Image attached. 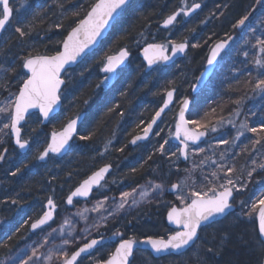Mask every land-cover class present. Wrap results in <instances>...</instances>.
<instances>
[{
	"label": "trees",
	"instance_id": "1",
	"mask_svg": "<svg viewBox=\"0 0 264 264\" xmlns=\"http://www.w3.org/2000/svg\"><path fill=\"white\" fill-rule=\"evenodd\" d=\"M194 2L203 6L199 16L189 23L179 22L180 28L177 26L166 32L161 29L163 19L183 7L182 0H132L101 49L66 76V87L63 92L66 99L61 116L53 120L48 128L43 127L41 118L34 116L23 128V139L33 143L28 155L22 156L15 148L9 129L2 134L4 123H9L8 115L7 120L0 118V154L4 156V159L0 160V261L34 239L29 236L31 224L44 214L49 198L56 201L60 208H65L68 195L105 164H111L114 168L113 177H117L118 183L124 184L122 188L117 189L112 181L113 177L111 178L109 189L117 193L126 188L132 190L145 186L154 181L157 174L165 177L171 173L173 165L177 163L176 156L179 154L177 151L175 156L172 155L176 151L175 147H171L170 152L165 150V153L161 154L158 151L161 137H157V142L155 138L144 153H139L134 152L130 147V140L141 134L142 129L151 122L168 90L175 89L178 98H193L191 91L197 77L204 70L211 41L232 36L236 33L233 25L239 19L245 15L254 19L262 10L264 11V0L260 2L258 0H187L189 6ZM94 3L96 0H12L14 18L10 23L11 26L9 25L10 29L7 28L0 42V102L9 97L15 98L18 93L22 83L21 77L25 74L24 69L21 68L23 58L29 55H51L56 50H61V41L67 36L68 31L75 27L78 19L83 18ZM74 12H79V16H74ZM202 17H205L203 23L200 21ZM260 22L261 30L264 31V12L260 16ZM58 24L62 27L57 28ZM16 27L29 30L30 35L19 37L15 32ZM249 30L251 29L246 28L245 31ZM245 31L240 37L241 41L228 55L226 64L213 80V85L193 99L195 102L189 115L190 121L198 119L199 105L201 118L209 125H219L218 121L233 117L237 109L242 112L240 115L242 119H244L242 115L246 113L245 117L249 118L251 127H259L264 123V101L244 98L243 102L237 105L235 101L241 98H229L255 94L251 90V84L247 82L251 80L254 83L259 71L253 64V56L255 57L256 54L242 48ZM197 32L199 34L195 35ZM170 36L171 38H166ZM164 39L169 44L191 42L190 53L177 65L160 68L147 75L139 53L147 45L163 44ZM103 49H106L104 54L100 55V59L95 60ZM121 49H128L132 59L129 66L119 75L116 84L109 88L102 74V68L107 57L119 53ZM245 52L248 53L247 57L244 55ZM5 69L15 71H4ZM110 108L113 111L109 112ZM83 114L86 115V120L80 128L70 155L64 161L51 158L46 165H40L36 156L47 146L52 133L59 132L70 120ZM176 118L177 111H173L167 119L171 132L164 135L163 141L167 140L168 144L175 128ZM89 134L91 138L88 140L79 138L81 135ZM39 137H43V145L41 148H34V145H38L36 138L38 140ZM261 137H264V133L259 134L258 138ZM261 141H264V138ZM243 144L244 148L242 146L239 150H235L225 168L219 167L224 171L218 170L215 166L205 167L209 152L201 148L205 152L200 158L198 157V162L191 160L194 162L195 176L189 181L190 190L185 198H191L190 194L193 191L208 195H211L210 189L213 187L219 191V185L226 183L227 168L234 165L233 167L237 169L247 158L251 141H244ZM121 148H123L122 152L119 151ZM190 163L185 165L179 161L177 175L172 176L168 184L178 183L183 176L180 173L184 169L192 171ZM14 172L16 175L12 174ZM188 177L184 175L182 178ZM79 207L80 204H75L71 211ZM108 208L110 206L105 205L98 214L107 216ZM153 213L147 215L146 210L143 214V223L146 224L148 219L151 225L144 229L143 234L141 230H137L136 238L147 236L156 238L170 233L171 230L161 227L165 224V212L159 210ZM252 217L254 220L243 214L238 217L237 222L240 223L237 225L227 223L221 228L210 230L215 231L211 239H205L203 235L183 262L182 259H171V264H204V261H208V264H260L262 246L259 244L255 215ZM241 219L248 222H241ZM139 222L142 223L137 213H132L128 217L113 216L103 224L104 227L90 237L110 239L117 231L130 236L127 231L128 226ZM57 225L58 223L55 226ZM152 226L160 228V231L154 233L151 231ZM225 231L230 233V239L223 254L217 257L207 256L205 248L215 244ZM83 243L85 242L73 246L70 254ZM115 248L116 246L112 244L106 247L98 256V262L99 259H108ZM92 261L82 260L80 264H91ZM149 261L158 264L150 257Z\"/></svg>",
	"mask_w": 264,
	"mask_h": 264
},
{
	"label": "snow or ice",
	"instance_id": "2",
	"mask_svg": "<svg viewBox=\"0 0 264 264\" xmlns=\"http://www.w3.org/2000/svg\"><path fill=\"white\" fill-rule=\"evenodd\" d=\"M260 2V0H258ZM130 4V0H96L83 18L78 19L75 27H72L68 31L67 36L61 41L62 50H56L54 54L51 55H29L22 60L21 68L27 70V73L21 77L22 83L18 89V93L15 95V100L9 104L8 107H0V113H6L9 118V123H5L3 127L5 129H10L15 136V142L21 149H25L29 146V142L26 139H22L21 136V121L25 120L26 114L29 113L30 109H39L40 114L47 119L49 113L53 111L54 106L58 104L60 100V90L61 86L65 83L61 79V73L66 72V65H71L76 62L77 58L80 57L90 45L97 42V38L101 37L102 33L111 26V22H114L122 13L123 10L127 8ZM183 7L179 10L172 12L163 19V27L169 28L178 22V17L181 15L189 16L192 12L196 11L201 7L199 3H192L190 6L187 4V0H182ZM63 7V5H60ZM14 14V8L10 4V0H0V31L6 29V26L10 24L11 19ZM74 16H79V12H74ZM249 16L245 15L239 19L236 24L233 25L234 28L243 27L248 21ZM57 28L62 27V25H56ZM254 31V30H253ZM15 32L19 34V37L23 38L30 35V31L23 27H16ZM233 39L229 36L227 40L221 41L215 45L211 50V55L207 59V65L209 66L206 71L211 70V66H214L215 61L221 52L228 46L229 41ZM171 52L175 56L178 53H184L188 47L187 41L183 42H170ZM192 47H197V45H192ZM254 48L258 49L259 56L253 58V64L260 69L255 82L248 81L251 84V90L257 95L264 96V38L256 37V43L253 45ZM149 50H154L155 55L149 56L147 53ZM168 48L164 44H150L148 48L145 49V58L148 61L149 67L157 63L158 61L167 62L171 59L170 56L166 55ZM130 55L127 49H121L117 55L108 56L106 63L104 64L102 71L108 74L115 73L116 70L124 63V61ZM245 57L248 53H244ZM4 71H15L14 69H5ZM204 75L203 73L201 74ZM109 79L108 76L105 80ZM99 87V85H97ZM175 89L168 90L166 92V99L163 105L155 112L152 117L151 122H149L143 129V135H136L130 141L131 144L135 145L137 141L147 139L149 134L153 131V125L156 124L157 119L161 117V114L172 102L173 94ZM243 97L235 101L237 105L243 102ZM87 103V101H85ZM190 101L185 98L182 102V106L179 113V122L176 125V138L180 139L181 133H183V139L181 144L183 147L178 148L180 155L184 156L185 159L188 157V141L195 144L200 140L201 137L205 136L208 131L216 132L217 125H209L202 122L201 120H186L185 111L189 107ZM109 112L113 109H109ZM121 115H123L121 113ZM236 115H239L238 109L236 110ZM80 119L77 116L76 119H72L64 127V129L59 132H53L51 142L39 152L36 156L37 160H45L49 157L50 153L59 154L66 149L69 141L72 139L73 133L76 130L77 121ZM218 124L225 123L223 119L217 122ZM231 124L232 121H227ZM188 124H192L195 127L190 129L187 127ZM233 126H235L233 124ZM204 129L200 131L198 129ZM251 132L254 134L264 133V123L260 124L259 127H250L248 123L242 122L240 124V130L235 139H239L244 135V132ZM159 133H157L158 135ZM81 140H88L91 138L89 135H81L79 137ZM261 138L255 140L256 144L261 143ZM221 144H228L230 141L221 139L219 141ZM168 143L167 140L160 144L158 151L161 154L165 153V145ZM6 151V150H5ZM105 151H107V146H105ZM123 151V148L119 149ZM203 152L204 149H199ZM103 153H101L102 155ZM176 155V153H172ZM223 158V154H221ZM151 157H149L150 159ZM3 154H0V160H3ZM255 164V161H253ZM223 167V166H221ZM259 168L264 169V164H259ZM111 164H105L103 167L99 168L97 171L93 172L88 179L84 180L78 187L72 191L66 200L69 205L73 204L74 197H85L87 198L94 186L100 187L101 181L104 180L105 174L109 172ZM19 171V169L17 170ZM135 171V169H133ZM234 168H227L225 175L228 177L227 182L220 184L218 191L215 187L210 189L211 195L208 193H201L198 191L191 192V203L184 207L172 206L167 212V219L170 223L176 224L181 230L174 231L167 237H156L147 236L143 240H137L136 238L121 239L115 251L112 252L108 259L98 262V264H130L129 257L132 256L133 250L137 244H146L152 251L156 253H164L171 251H179L185 249L192 245L196 240L199 239V231L202 226H207L211 223H215L218 217H224L229 214L233 205L231 203L234 190L240 191L241 188L246 187V185H241L240 188L236 187V182L231 179V174L234 173ZM256 168H253L248 172V176L251 177ZM16 175V173H12ZM215 175V173H213ZM162 185L156 184L153 186V191L160 189ZM172 189H177L179 186L177 184L171 185ZM136 189L132 191L121 192L119 201L115 203L113 212H109V215H114L115 212L123 210L126 205H129V200L131 198V203L134 205L137 201L134 198ZM141 197L148 196V192L141 191ZM109 198L105 197L103 201L97 202L96 206L92 211L99 212L104 209L105 204ZM181 202H184V197H178ZM15 203V201H13ZM243 203V202H242ZM49 211L45 212L43 216L37 219L31 224L33 230L41 228L43 225L47 224L53 218V212L55 211L56 205L54 201L48 199ZM106 210V209H105ZM88 209H84L83 212L78 213L83 217L84 212ZM254 214L258 216L259 220V244L262 246L261 261L260 264H264V194H262L255 202L251 204V209L245 215L252 217ZM101 219L106 220L107 217H101ZM65 224H69L70 221L65 220ZM99 227L98 224L94 225ZM53 231H56L53 229ZM63 231V228H61ZM51 235V234H49ZM71 235V233H69ZM123 234L119 231L114 232L113 236L118 237ZM84 239L87 240V237ZM230 239V233L225 231L221 234L219 240L212 246L205 248V254L210 257H217L223 254L225 247ZM103 240L101 239H91L83 243L75 251L69 254L67 251L57 254L58 264H77L78 258L82 254L88 253L91 249L100 244ZM47 243V239L41 243L38 247H33L31 249V255L27 256L26 259L16 257L11 260V264H39L40 256L39 249L44 247ZM65 245L69 244L70 241L65 239L63 241ZM49 262L53 259V253L51 250L49 254L45 257ZM0 264H5V261H0ZM204 264H208V261H204Z\"/></svg>",
	"mask_w": 264,
	"mask_h": 264
},
{
	"label": "rangeland",
	"instance_id": "3",
	"mask_svg": "<svg viewBox=\"0 0 264 264\" xmlns=\"http://www.w3.org/2000/svg\"><path fill=\"white\" fill-rule=\"evenodd\" d=\"M262 12H264V11L262 10ZM262 12L260 13V15H256L255 18L252 19V22L248 28V29H251V31L247 33L249 35L248 39H250V34H252L253 32L262 31L261 30L262 25L260 22V16L262 15ZM204 20H205V17L200 18V21L202 23L204 22ZM10 26H9V29H10ZM180 26H178L177 28H180ZM243 34L244 33L240 34V37ZM246 36L247 35H245V37ZM166 38H171V36L166 37ZM165 39H164L163 44H166V46L168 48L171 46V44H169L168 41H165ZM243 42H245V41H243ZM244 44H246V43H244ZM105 50L106 49H103L102 51H100L101 53L100 52L98 53V55L95 57V60L100 59V55H103ZM0 60H1V58H0ZM77 75L78 74H76V76ZM62 98H63V100L66 99V98H64V94H63ZM14 100H15V98H11V97H9L7 99H3L0 102V107H8L9 104L11 102H13ZM6 117H7L6 113H0V118H2V119L5 118V120H7ZM238 119H239V117H238ZM189 121H190V118H189ZM227 121L228 120H225L224 121L225 123L217 125V131L216 132H212V131L209 132L211 135V138L206 145H203V148L207 152H209V155L207 156V158L209 159V161L212 160L211 161L212 164H208L209 161L206 160L205 167L215 166V167H218V170L224 171V169L219 168V167L224 166L223 168H225L229 164L231 156L234 154L235 150H237L238 143L242 142V141H251L250 150L247 154L248 156L243 163L246 165H244L242 167L240 175L244 174L248 179L253 178V176H255V175H261L260 177L262 179H260L258 182H259V184L264 186V169H261L258 167L259 164H264V141H261L260 144H256L255 143L256 135L253 133L255 135V137H254L251 132L245 131L244 135L241 136L239 139H235V142L233 143L232 141L237 136V133L240 130V127H239V125H237L238 127L233 126L235 119L230 120L233 122L231 124L227 123ZM167 123H168V126H167ZM190 126H192L194 128V125L190 124ZM199 130H202V129H199ZM4 131H6L5 128H3L2 134L4 133ZM158 131H159V134L157 135V137H162L164 135V133L161 134V132H165L167 134H170L171 128L169 127V122L165 121ZM44 139H45V137H44ZM171 139H172V135L170 137L168 147L165 149V150H169V152H170L171 147H172ZM221 139L229 140L230 142L228 144H221L219 142ZM36 142L38 143V145H34V148L35 147L41 148L43 145V137H39L38 140L36 138ZM156 142H157V138H156ZM245 149H246V147H245ZM204 152L205 151H203V152L200 151L197 154H199V156H201V155H203ZM174 153H177V151H175ZM221 154H223V158L221 157ZM173 156H175V155H173ZM180 160H181L180 154H178V156H176L177 163L175 165H173L174 167L170 171L171 173L167 174L165 177L157 174L156 175V181L149 182L147 185L139 187L138 189H136V192L134 194V198L137 201L136 204L133 205L131 203V198H130L129 205H126L123 210H120L117 213L115 212L114 215H109V212H113L114 209L112 210V208L115 207V204H112V202L108 199L107 203L109 205L108 204H105V205L110 206V208H108V210L106 212L107 213V216H105V217H107L106 220L101 219V217H103V216L102 215L100 216L98 214V212L92 211L94 206H96L97 202L102 201V200H96L95 202L91 203L88 206H81L74 211H71L69 213L64 214L61 217V221L58 222L57 226H55L54 228L52 227L51 229H49L48 231L43 233L42 236L34 238L32 241L25 244L21 249H18L14 252H11L2 261H5V264H11V260L16 258V257L26 259L27 256L31 255V249L33 247H38L41 243H43L45 241V239H47V243L44 244V247L39 249V252L42 254L40 256L39 264H58L57 254L63 253L65 251L70 253L71 248L73 246L84 242L86 240V239H84L85 237L89 238L93 233L100 230L103 227V224L106 223L107 221H109L113 216H122V215H125L127 213L138 210L141 213L139 215V217H140V220L142 222L140 224L142 225L144 222L143 213L146 212V210H147V215H150V214H154L153 212H159V210L166 209V208H168V206L170 207V204L164 200V196H165L166 191L169 187L168 183L171 180L172 176L177 175L176 174V171L178 170L177 164L179 163ZM190 160H193L192 154H190ZM253 161H255V164L253 163ZM190 165H191L192 171L184 169L180 173V175H183V176L187 175L189 177L187 179L185 178L180 183V192L173 198L175 200V203L176 202L179 203V204H176L178 207L186 206L188 199H186L185 196H186V194L189 193V190H190V187H189L190 182L189 181H192L193 176H195L194 175L195 170L193 168L194 162L191 161ZM253 168H256V171L253 172L251 177H249L248 172L250 170H252ZM235 172L236 171H234V173ZM240 175H239V173H236L234 176L231 177V179H233L236 182L237 188H240L241 185H245V181H242V178ZM116 178L117 177H115V178L113 177V179H112L113 183L116 185V187L118 189L122 188L124 186V184L118 183L116 181ZM153 178H155V177H153ZM227 179H228V177H227ZM226 182H227V180H226ZM247 183H249V182H247ZM156 184L162 185V187L160 189H156L155 191H153V186ZM246 187H247V185H246ZM104 190L107 191V189H104ZM141 191L148 192V196L141 197L140 196ZM245 191H246V189L244 187V188H241L240 191H236V192L239 195H243L245 193ZM120 192H125V191L121 190ZM104 194H105L104 192H101V195H104ZM178 197H184V202L182 203L181 200L178 199ZM190 199H192V198H190ZM118 201H119V198H118ZM238 204H239L238 208L242 206L241 201L238 202ZM84 209H88V211L84 212L83 217H81L80 215H78V213L83 212ZM154 209H158V210H154ZM156 218H157V216H156ZM65 220L70 221V223L65 224L64 223ZM146 222H147L146 225L144 227H142V229H141L142 233H144V229L146 227H148V225H151V222L148 219H146ZM96 224L99 225L98 228L94 226ZM61 228H63V231H61ZM53 229H55L56 231H53ZM75 230H77V234H75ZM151 231L156 233V232L160 231V228H156V227L152 226ZM69 233H71V235H69ZM49 234H51V235H49ZM65 239L69 240L70 243L65 245L63 243V241ZM116 240H118V239L112 238L110 240V242H117ZM49 248L51 249V252L53 253V259L51 262H49L45 259V257L49 254V251H50V250L48 251Z\"/></svg>",
	"mask_w": 264,
	"mask_h": 264
},
{
	"label": "water",
	"instance_id": "4",
	"mask_svg": "<svg viewBox=\"0 0 264 264\" xmlns=\"http://www.w3.org/2000/svg\"><path fill=\"white\" fill-rule=\"evenodd\" d=\"M132 0H130V4H131ZM10 4H11V0H10ZM130 4L127 6V8L125 10L122 11L121 15L114 21V22H111V26L108 27L101 35V37H98L97 38V42L95 44H92L90 45L87 49H85V52L77 58L76 62L71 64V65H66V69L67 71L66 72H62L61 73V79H63L65 81V76L73 71V70H76L80 65H82L90 56H92L94 53L98 52L102 45L107 41V39L109 38L110 34L112 33L113 31V28H114V25L116 24V22L123 16V14L126 12V10L129 8ZM201 5V4H200ZM203 9V6L201 5V7L199 9H197L196 11L192 12L189 16H183L181 15L180 17H178V22L175 23L173 26H170L169 28H164L163 27V23L161 25V29L164 30V31H170L172 30L173 28L176 27V25L180 22V20H185L187 22L191 21L194 17H196ZM13 20V17L11 19V21ZM11 23V22H10ZM9 25L6 26V29ZM245 25L243 27H240L238 28V31H242L244 29ZM3 30V31H0V40L4 34V32L6 31ZM235 40H236V37L234 36L233 39L231 41H229L228 43V46L221 52L220 56L217 57L216 61H215V64L214 66H211V70L210 71H206V69L209 68V66L206 64V67H205V70L203 72V76L201 75L199 77V79L197 80L196 84L193 86L192 88V93L191 95L193 97H197L198 95H200V93L208 86V84L211 82V80L213 79L216 71H217V68L219 66V62L221 60V58L226 54L228 53L231 48L233 47L234 43H235ZM149 45H147L146 47H144L140 53H139V57L140 59L144 62L145 64V67H146V74H150L152 73L154 70L158 69L159 67H163V68H169V67H172L174 65H176L177 63H179L180 61H182L183 59H185V57L187 56V54L189 53V45L188 47L186 48L185 52L184 53H178L176 54L175 56L172 55V52H171V47L168 49V51L166 52V55L170 56L171 59L168 60L167 62H163V61H158L157 63H154L152 64L150 67L148 65V61L147 59L145 58V49L148 48ZM215 47V46H214ZM213 47V48H214ZM62 50V48H61ZM128 50V49H127ZM129 51V50H128ZM130 53V52H129ZM117 55V54H116ZM147 55L149 56H154L155 55V52L154 50H149V52L147 53ZM211 55V52L209 54V56ZM132 59V55L130 53V55L128 56V58L124 61V63L122 65H120V67L116 70L115 73H112V74H108V73H105L103 72V75L106 77L108 76L109 79H107V82H108V86L111 88L113 87L115 84H116V81H117V78L120 74V72H122L123 70H125L128 65L130 64V61ZM25 73H27V70H24ZM66 87V81L65 83L61 86V90H60V100L58 102L57 105L54 106V109L52 112L49 113V116L47 119H44V117L42 116V114H40L39 112V109H30L29 110V113L26 114V117H25V120L24 121H21V136H22V128L26 125L28 119L34 115V114H39L43 120V126L44 127H47L49 125V123L56 117H58L62 111V93L64 91ZM177 98H178V92L175 90L174 91V94H173V99H172V102L169 104V106L165 109V111L161 114V117L159 119H157V122L155 125H153V131L149 134L148 138L147 139H144V140H140V141H137V143L135 145L131 144L130 143V146L133 147V148H136V147H139L141 145H144L146 143H149L153 137H154V133H155V130L156 128L163 122V120L165 119V117L172 111L173 107L175 106L176 102H177ZM165 99H166V96H165ZM190 101L189 103V107L188 109L185 111V119L188 120V115L192 109V100L191 99H188ZM181 109V108H180ZM179 113H180V110L178 112V117H177V123L179 122ZM86 120V115L83 114L80 116V119L77 121V124H76V130L75 132L73 133V136H72V139L69 141L68 145L66 146V149L63 150L61 153L59 154H53V153H50L49 154V157H47L45 160L41 161L39 160V163L40 164H46L48 159L50 157H54V158H57L59 160H64L70 153L71 151V148H72V145L74 144L76 138L78 137L79 135V131H80V128L81 126L84 124ZM176 123V125H177ZM188 128L192 129L190 124L187 125ZM61 132V131H60ZM10 133H11V137L13 139V142H14V146L19 149L20 153L22 155H27L30 151V144L27 148L25 149H21L19 148V146L16 144L15 142V136L14 134L11 132L10 130ZM59 133V132H58ZM143 135V134H142ZM209 135L208 133L201 137L199 141H197L195 144H193L191 141H188V145L191 146V147H199L201 145H203L204 143H206L207 139H208ZM52 138V137H51ZM183 139V133H181V137L180 139H177L176 138V127H175V134H174V137H173V145L175 146H179V147H183V145L181 144V140ZM50 142H51V139H50ZM49 142V143H50ZM189 148V147H188ZM181 158H182V161L184 164H186L188 162V157L187 159H185L184 156L181 155ZM114 172V168L111 166L110 170L108 173L105 174V177H104V180L101 181V185L103 186L105 184V182L108 180V178L113 174ZM96 187L94 186L93 189H92V192L90 193V195L85 198V197H74L73 198V204L72 205H69L67 204V207L68 208H72L74 206V203L75 202H88L90 201L93 196L95 195L96 192H98L101 187ZM179 191V187L177 189H172L170 188L169 190V194L171 196L173 195H176ZM234 199V197L232 198V200ZM232 202V201H231ZM56 205V204H55ZM235 208L232 207V209L230 210L229 214H227L226 216L224 217H218L216 219V222L215 223H211L207 226H202V228L200 229V231L203 229V228H206V227H209V226H213L217 223H220L222 221H224L226 218L230 217L233 213H235ZM49 211V208H48V204L46 205V212ZM58 212V208L56 206L55 208V211L53 212V218L45 225H43L41 228L39 229H36V230H33L31 228V234H36L44 229H47L48 227H50L55 221H56V214ZM167 223L168 225L170 226V228H172L173 230H181L180 227L176 224H173V223H170L167 219ZM256 223H257V228H258V233H259V220H258V216L256 218ZM199 231V232H200ZM198 240H196L192 245H190L189 247L185 248V249H181L179 251H169V252H164V253H156L154 251L151 250V248L146 245V244H137L133 250V254L131 257H129V261H130V264H133L134 262V258H135V255L136 253L138 252H147V253H150L155 259H162V258H166V257H171V256H175V257H180L181 255L187 253L189 250H191L197 243ZM103 244V241L98 244L96 247H94L93 249H91L88 253H84L81 255V257L78 258V261H77V264L78 262L83 259V258H86V257H90L92 256Z\"/></svg>",
	"mask_w": 264,
	"mask_h": 264
},
{
	"label": "flooded vegetation",
	"instance_id": "5",
	"mask_svg": "<svg viewBox=\"0 0 264 264\" xmlns=\"http://www.w3.org/2000/svg\"><path fill=\"white\" fill-rule=\"evenodd\" d=\"M199 16V15H198ZM198 16H196L194 19H196ZM255 18V17H254ZM194 19H192V20H194ZM253 19V18H252ZM252 19L249 17V19H248V21H246V23H245V27H244V29L242 30V31H238V28H236V33L235 34H233L232 35V37H236V40H235V43H234V45H233V47L231 48V50H230V52H228V53H226L222 58H221V60H220V62H219V69H218V71H217V73H216V75H215V77L217 76V74L221 71V69L223 68V66L226 64V62H227V59H228V55L232 52V50L234 49V47H235V45L238 43V42H240L241 41V38H240V34H242L245 30H246V28H249V26H250V24H251V22H252ZM191 20V21H192ZM191 21H189V22H191ZM188 22V23H189ZM251 30H249V31H245V35H247L246 37H244V41L245 42H243V49H245V50H247V49H249L250 51H251V53L253 54V53H255L256 54V56H259L260 54H259V52H258V49H256V48H254L253 47V45H255V43H256V37H260V38H264V31L262 30V31H256V32H253L252 34H250V39H248L249 38V35L247 34L248 32H250ZM197 34H199V32H197V33H195V35H197ZM252 35V36H251ZM224 36V35H223ZM229 37V36H228ZM228 37L227 38H224V39H222V40H217V41H211L210 42V44H209V46H208V53H207V58H206V63H205V66H204V69H205V67H206V64H207V59H208V57H209V54H210V52H211V50L213 49V47L217 44V43H219V42H221V41H224V40H227L228 39ZM244 43H246V44H244ZM188 44H190V47H191V42H188ZM194 44H195V41H194ZM250 45V46H249ZM255 56V57H256ZM253 58H254V56H253ZM255 66V65H254ZM255 68H256V70L257 71H260V69H258L256 66H255ZM204 72V70L201 72V74ZM201 74L197 77V79H196V81L199 79V77L201 76ZM215 77H214V79H215ZM213 79V80H214ZM213 80H212V82L210 83V85L212 86L213 85ZM256 98V99H258L257 101H259L260 102V100L261 101H264V96H261V95H257V94H252V95H242V96H231V97H229V98ZM185 98H179V100H178V102L176 103V108H174L173 110H172V112L173 111H177V109L178 108H180L181 106H182V102H183V100H184ZM187 99H189V98H187ZM62 100V111H63V109H64V104H65V101L63 100V98L61 99ZM165 100V99H164ZM164 100L162 101V104L160 105V107L163 105V102H164ZM248 101V100H247ZM246 101V102H247ZM194 100H193V104H194ZM261 109H262V107H261ZM203 110V109H202ZM169 114H171V113H169ZM169 114L165 117V119L163 120V122L156 128V130H155V133H154V137H153V139H152V141L155 139V138H157V133H159V129L161 128V126H162V124L165 122V121H168L167 119H168V116H169ZM242 114V112L241 111H239V115L237 116L236 114L233 116V117H231V118H228L227 120L229 121V120H234L235 119V122H234V125L235 126H237V125H239V127H240V124L242 123V122H247L248 123V125L251 127V125H250V122H249V118L248 117H245V114L246 113H244L242 116H243V118L244 119H242L241 118V115ZM34 116H38L39 118H41V116L40 115H38V114H35V115H32L30 118H29V120H28V122L34 117ZM197 116H198V119L196 118V120H201L202 122H203V118H201V108L199 107V105H198V107H197ZM177 117H178V111H177ZM238 117H239V119H238ZM41 120H42V118H41ZM56 120V119H55ZM28 122H27V124H28ZM42 122H43V120H42ZM176 123H177V119H176V122H175V127H176ZM168 124V123H167ZM238 127V126H237ZM45 128H48V126L47 127H45ZM199 130V129H198ZM174 131H175V129H174ZM174 131H173V133H174ZM200 131H202V130H200ZM208 132H210V131H208ZM207 132V133H208ZM164 133V135L166 134L165 132H161V134H163ZM143 134V132L141 133V134H139V135H142ZM164 135L161 137V144L162 143H164ZM209 135V137H208V140L206 141V143H204L203 145H206L208 142H209V140H210V138H211V135H210V133L208 134ZM252 135L255 137V135L252 133ZM256 135H258L259 136V134H256ZM258 136H256V139H258ZM133 139V138H132ZM131 139V140H132ZM130 140V141H131ZM151 143V141L149 142V143H146V144H144V145H141V146H139V147H136V148H132L131 146V148L134 150V152H139V153H141V152H143L144 153V151L148 148V145ZM244 141H242V142H239L238 143V147H237V149L239 150L244 144ZM172 144V143H171ZM31 145V144H30ZM129 145H130V142H129ZM203 145H201V146H199V147H197V148H194V147H189L188 148V161H190V154H193V160H195V161H197L198 162V157L200 158V156H199V154H197V153H199L200 151H199V149H201V148H203ZM31 147H32V145H31ZM168 147V143L165 145V149ZM172 147H175L176 148V151H178V148H181V147H177V146H173L172 145ZM243 148H244V146H243ZM250 149V148H249ZM232 152V151H231ZM230 152V153H231ZM180 154V153H179ZM202 156V155H201ZM232 157V156H231ZM206 160H208L209 161V159L208 158H206ZM181 162H182V159L180 160ZM211 161L212 160H210V162H208V164H211ZM215 161V160H214ZM206 162V161H205ZM233 164V163H232ZM244 165H246V164H241V166L239 167V168H235V167H231V168H234V169H236L235 171V173H233V174H231V177L232 176H234L236 173H239V175H240V172H241V169H242V167L244 166ZM226 176V175H225ZM241 176V178H242V181H245V185H247V187H245V189H246V191H245V193L243 194V195H239L235 190H234V195H233V197H234V199L232 200V205H233V207L236 209L235 210V213H233L230 217H228V218H226L224 221H222V222H220V223H217V224H215V225H213V226H209V227H206V228H203L200 232H199V239H198V241H197V243H196V245L200 242V240L202 239L201 237L203 236V235H205L204 236V238L205 239H211L212 238V233L213 232H215V231H210V230H215V229H218V228H221L222 226H224V225H226L227 223H233V224H235V225H237L238 223H240V222H237L238 221V217L239 216H242L243 214H246L247 212H249L250 211V209H251V204L253 203V202H255L262 194H264V186L263 185H261V184H259V180L260 179H262L260 176L261 175H255V176H253V178H251V179H248L244 174H241L240 175ZM113 177V175L112 176H110L109 178H108V180L105 182V184L103 185V187L101 188V190L99 191V193L98 194H96L90 201H88V202H84V203H76V204H80L81 206H88V205H90L92 202H95L96 200H104V198L105 197H108L109 198V200L112 202V204H115L117 201H118V198H119V196H120V194H121V192L120 193H117V192H115V191H111L110 189H109V186H108V184H109V182H110V180H111V178ZM183 177V176H182ZM180 178V181L178 182V183H174V184H177L178 186H179V191H178V193L180 192V183L185 179V178ZM194 177V176H193ZM225 179L227 180V176L225 177ZM154 181H156V179L154 180ZM247 182H249V183H247ZM171 185H173V184H169V187H168V189H167V191H166V194H165V196H164V200L165 201H167L169 204H170V207L168 206V208H166V209H162L161 210V212H165V224L163 225H161V227H162V229H163V227L164 228H168L169 230H171L170 231V233L169 234H171L172 232H174V231H176V230H173L172 228H170V226L168 225V223H167V212H168V210L172 207V206H176V207H178L176 204H175V200L173 199L176 195H173V196H171L170 194H169V190H170V188H172L171 187ZM126 186H128V185H126ZM117 188V187H116ZM104 189H107V191H105ZM118 189V188H117ZM135 189H138V188H135ZM124 191H132L130 188H126V189H124ZM101 192H104L105 194L104 195H101ZM250 197H252V199H250ZM192 198V197H191ZM186 199H188L187 200V203H186V205L187 204H189V203H191V199L189 198V197H186ZM54 201V200H53ZM243 202L242 203V206L241 207H239L238 208V202ZM55 203H56V201H54ZM57 205V204H56ZM57 207H58V212H57V214H56V221L50 226V227H48L47 229H44V230H42V231H40V232H38V233H36V234H31V227H30V230H29V236L30 237H34V238H37V237H40V236H42V234L43 233H45L46 231H48L49 229H51L52 227L54 228L55 227V225L59 222V221H61V217L64 215V214H66V213H69V212H71V210L73 209V208H68L67 206H66V202H65V208H60L58 205H57ZM179 208V207H178ZM114 209V207L112 208V210ZM111 210V211H112ZM243 211V212H242ZM119 212V211H118ZM45 213V212H44ZM117 213V212H116ZM132 213H137L138 215H140L141 213L137 210V211H133V212H130V213H127V214H125V215H122V216H126V217H128V215H130V214H132ZM143 214H145V212L143 213ZM255 215V221H256V218H257V215L256 214H254ZM247 218V217H246ZM253 217H251V220H254V219H252ZM241 222H248V220H246L245 221V219H241ZM146 224L145 223H143L142 225L140 224V222L139 223H136V224H130L129 226H128V228H127V231H128V233L130 234V236H125V235H122V236H118V237H112V238H117L118 240H116L117 242L116 243H118V242H120V240L121 239H129V238H136V236H135V234H136V231L137 230H141L142 229V227H144ZM256 225H257V223H256ZM236 227V226H235ZM206 233V234H203V233ZM143 234V233H142ZM168 234V235H169ZM162 237H167V233H165V235L164 236H162ZM145 238V237H144ZM144 238H136L137 240H143ZM105 240V239H104ZM84 242H86V241H84ZM110 244H103L102 245V247H100L92 256H90V257H86V258H83L82 260H93L92 261V263L91 264H98V256L99 255H101L102 253H103V251L105 250V248L106 247H108ZM196 245L191 249V250H189L187 253H185V254H183V255H181L180 257H175V256H171V257H166V258H162V259H155L150 253H147V252H138V253H136V255H135V258H134V262H133V264H135V263H137V264H152L150 261H149V257L150 258H152V260H154L155 262H157L158 264H171V259H182L181 261L183 262L184 261V259L186 258V256L196 247ZM115 251V250H114ZM82 260H80L79 262L81 263V261ZM102 261H104V260H100L99 259V262H102ZM79 263V264H80Z\"/></svg>",
	"mask_w": 264,
	"mask_h": 264
}]
</instances>
